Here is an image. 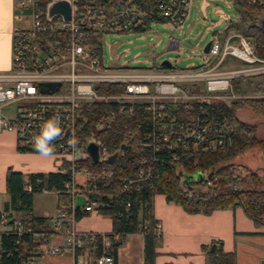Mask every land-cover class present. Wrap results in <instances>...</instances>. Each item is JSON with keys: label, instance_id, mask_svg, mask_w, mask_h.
<instances>
[{"label": "built area", "instance_id": "1", "mask_svg": "<svg viewBox=\"0 0 264 264\" xmlns=\"http://www.w3.org/2000/svg\"><path fill=\"white\" fill-rule=\"evenodd\" d=\"M53 0H13L11 29V65L0 71V132L15 134L16 147L20 152H35L32 137L40 132V125L58 116L62 135L53 142L56 155L62 165L67 164L71 181L56 195H70L72 200L59 207L53 227L66 226L63 245H50L49 234H39L42 245L50 254L61 255L69 251L76 255L83 247L80 233L76 230L75 202L81 187L99 178L101 171H92L87 164H104L112 155L108 148L94 137H78V118L83 111H90L95 102L112 104L101 124H109L119 117H129L125 126L124 141L137 138L143 153L138 162L141 167L134 174L121 179L124 191L141 190L144 185L153 187L159 178L156 169L157 153H167L172 161L198 153L199 145L217 150L231 145L234 128L224 116L212 130L215 116L205 118L204 102L221 100L230 105L237 99L232 79L237 77L263 76L264 59L259 57L250 38L235 31L219 32L211 41L208 54L212 58L204 64L176 68L156 65L145 61L147 66L119 65L117 58L110 57L105 66L104 36L116 33L141 32L148 34L154 25L182 26L190 17L198 0H68L70 18L61 15L48 17L49 4ZM202 1L201 13L207 19L205 9L213 0ZM249 5L264 7V0H244ZM238 0L228 2V8L238 11ZM218 24L234 20L223 11H217ZM181 38L170 36V48H179ZM111 51V45L108 44ZM195 55V50H192ZM232 56L245 62V67L223 69L226 59ZM200 104V105H199ZM14 106L11 117L3 114L4 108ZM219 112V109H218ZM133 120V122H132ZM213 132V133H212ZM247 133V131H244ZM75 135L79 143L75 150L67 141ZM97 144L98 159L93 161L87 146ZM36 153V152H35ZM86 163V164H85ZM62 172L66 168L61 169ZM82 177L80 183L78 178ZM184 181V177L181 176ZM212 182L206 177V186ZM28 191L32 186L27 185ZM42 192L49 193L47 188ZM189 195L199 192L193 185ZM83 210L97 212L99 202L87 194ZM9 213L1 211L0 220L6 221ZM12 229L21 235L24 222L12 218ZM157 240L161 239V224L155 227ZM106 246L109 239L104 237ZM115 264L114 258L105 252L95 259L99 264Z\"/></svg>", "mask_w": 264, "mask_h": 264}, {"label": "trees", "instance_id": "2", "mask_svg": "<svg viewBox=\"0 0 264 264\" xmlns=\"http://www.w3.org/2000/svg\"><path fill=\"white\" fill-rule=\"evenodd\" d=\"M237 3L241 14L237 21L228 24L227 32L235 31L250 38L256 54L264 59V31L257 24V19L264 15V7L249 5L244 0H238ZM245 79L246 77L232 79L233 89ZM258 92L262 93L263 90ZM235 93L239 94L238 91ZM202 106L207 111L205 118L216 117L212 123V130L224 116L229 119L234 128L231 145L226 144L224 148L212 150L201 144L198 153H189L178 161L170 160L167 153H157L156 169L160 176L155 185L153 187L144 185L141 190L132 191L122 189L121 179L125 175L134 174L141 167L138 160L143 151L137 138L124 141L125 126L130 123L129 117H119L108 125L101 124L102 118L113 108L112 104L103 102H95L90 111L80 113L78 137L80 139L94 137L105 145L110 153L118 152V157L114 162L107 161L101 165L87 164L92 171H101L104 165L107 167L104 174L89 181L86 187L80 188V192L98 200L97 212L111 217L112 230L107 234L80 233L83 247L77 250L76 255L86 248L93 251L94 259L107 252L114 258L116 264L118 250L124 244L126 236L142 233L144 264H155L158 240L155 234L157 220L154 218L153 203L156 194L165 195L167 201L181 205L188 213L211 214L216 210L241 205L251 218L264 224V187L240 188L238 185L244 181V177L242 172L238 171V164L233 161L238 155L254 148L260 149L264 155V139L256 135V126L242 121L238 116L241 109H251L264 115V98L234 99L229 106L217 100L204 102ZM63 167L66 168L65 172L47 174H23L9 170L6 179L9 201L2 211L9 213L7 219L10 220V224L13 213H21L24 232L18 235L12 228L0 232V264H32L36 257L42 255L39 234L46 232L50 235L54 233V229L47 225L48 218L34 215V196L42 188L65 190L72 178L70 171L67 170V164L64 163ZM198 172L201 174L199 179L190 180L188 184L181 179V173L194 175ZM248 175L254 186L257 187L261 183L258 172L250 171ZM206 177L212 182L210 187L206 186ZM26 184L32 186L31 191L25 190ZM193 185H199V192L189 195L188 190ZM89 213L77 208L76 221ZM105 236L109 239L108 246L105 244ZM203 250L207 264H236L235 254L225 252L222 241L214 240L204 245Z\"/></svg>", "mask_w": 264, "mask_h": 264}, {"label": "crops", "instance_id": "3", "mask_svg": "<svg viewBox=\"0 0 264 264\" xmlns=\"http://www.w3.org/2000/svg\"><path fill=\"white\" fill-rule=\"evenodd\" d=\"M12 23L13 0H0V71L8 70L11 65ZM62 168L63 165L57 157L48 159L35 152L18 151L15 134L10 131L0 132V196L7 197L0 211L9 201L6 188L9 170L23 174H47L62 172ZM78 180H82V177ZM27 185L29 184L25 185V190ZM49 191L38 193L55 194L52 192L54 190ZM78 197L82 198L81 204L76 202ZM59 199L68 204L72 197L63 194ZM86 199L84 193H77L75 202L78 208L83 209ZM60 205L62 204L58 201V209L54 214L47 210L37 213L33 201V213L37 217L48 218L47 225L54 229L53 220L59 213ZM153 205L154 218L161 224V239L157 242L155 264H207L203 246L214 240L223 242L225 252L235 254L236 264H264V224L251 218L241 205L216 210L211 214L188 213L181 205L167 201L163 194L155 195ZM20 216L21 213H13V217ZM11 228L9 219L0 220V232L9 231ZM76 230L79 233L107 234L112 230V219L108 215L90 212L76 222ZM65 231L66 226L55 229L54 233L49 235L50 245H63ZM40 250L42 255L36 257L32 264H95L93 251L88 248L78 255L69 251L53 255L45 245H41ZM116 264H144L142 233L126 236L124 244L118 250Z\"/></svg>", "mask_w": 264, "mask_h": 264}, {"label": "rangeland", "instance_id": "4", "mask_svg": "<svg viewBox=\"0 0 264 264\" xmlns=\"http://www.w3.org/2000/svg\"><path fill=\"white\" fill-rule=\"evenodd\" d=\"M232 0H213L211 6L207 8V19H204L201 13L202 1H196L192 8L189 19L182 26H163L154 25L153 30L148 34L141 32L134 33H116L104 36L103 54L104 64H111L110 57L117 58L119 65L129 64L134 67L147 66L145 61H156V65H161L164 60H171L176 68H186L189 65L200 66L212 58L208 54H204V47L219 32H224L226 23L218 24L220 21L217 11H223L230 15L234 21H237L241 11L235 7L228 8V2ZM181 38V46L179 48H170L168 38L170 36ZM111 45V51L108 49ZM195 50V55L192 53ZM247 64L239 59L229 56L223 69L245 67ZM239 89V90H237ZM263 90L259 93V90ZM238 91L239 94L235 92ZM233 92L237 95V99H262L264 98V75L248 76L241 84L234 87ZM14 106L4 108L3 114L11 117L13 115ZM238 116L245 122H251L256 126V135L264 138V115L256 113L251 109H241ZM61 162V158H57ZM238 164V171L242 172L244 181L238 186L242 189L264 187V155L260 149H251L246 153L240 154L233 159ZM246 170L258 172L261 177V183L256 187L251 183V178ZM80 183L83 182L79 180ZM6 196H0V208ZM58 201L60 204H67L60 201L56 194L37 193L34 198L37 213L42 210L54 214L58 209ZM77 204H81L82 198H77ZM51 221V219H50Z\"/></svg>", "mask_w": 264, "mask_h": 264}, {"label": "clouds", "instance_id": "5", "mask_svg": "<svg viewBox=\"0 0 264 264\" xmlns=\"http://www.w3.org/2000/svg\"><path fill=\"white\" fill-rule=\"evenodd\" d=\"M61 135L62 130L60 127V118L58 116H54L42 123L40 125L39 134L32 137L34 151L44 158H54L56 155V149L53 142ZM67 143L70 148L75 150L79 140L75 137V135H73ZM99 264H105L104 260L101 259Z\"/></svg>", "mask_w": 264, "mask_h": 264}, {"label": "water", "instance_id": "6", "mask_svg": "<svg viewBox=\"0 0 264 264\" xmlns=\"http://www.w3.org/2000/svg\"><path fill=\"white\" fill-rule=\"evenodd\" d=\"M56 15H61L67 20L70 18V7H69V1L68 0H53L49 4L48 17L52 18L53 16H56ZM257 24L264 31V15L260 16L257 19ZM210 45H211V41H209L206 44V46L204 47V49H203L204 53L209 52ZM162 64L166 65V66H170L169 60H164L162 62ZM87 149H88L89 153L91 154L93 161H97V159H98L97 144L90 143L87 146ZM117 157H118V152L113 153L109 157V161L114 162L117 159ZM199 175H201L199 172L194 174V175H187L185 173H181V176H183L185 178L184 182L186 184H188V182L192 179H196V180L199 179Z\"/></svg>", "mask_w": 264, "mask_h": 264}, {"label": "flooded vegetation", "instance_id": "7", "mask_svg": "<svg viewBox=\"0 0 264 264\" xmlns=\"http://www.w3.org/2000/svg\"><path fill=\"white\" fill-rule=\"evenodd\" d=\"M185 179V178H184ZM192 180H194V179H192Z\"/></svg>", "mask_w": 264, "mask_h": 264}]
</instances>
